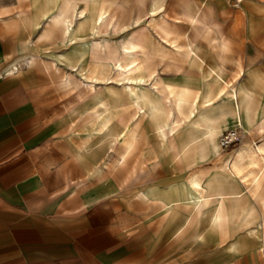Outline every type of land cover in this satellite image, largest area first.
Listing matches in <instances>:
<instances>
[{"label":"crops","instance_id":"crops-1","mask_svg":"<svg viewBox=\"0 0 264 264\" xmlns=\"http://www.w3.org/2000/svg\"><path fill=\"white\" fill-rule=\"evenodd\" d=\"M226 3L0 0V264H258L264 50L217 44Z\"/></svg>","mask_w":264,"mask_h":264},{"label":"rangeland","instance_id":"rangeland-1","mask_svg":"<svg viewBox=\"0 0 264 264\" xmlns=\"http://www.w3.org/2000/svg\"><path fill=\"white\" fill-rule=\"evenodd\" d=\"M18 1L26 2L28 4V7H30V5L33 3V0H18ZM226 1H227L226 3L227 7L224 9V12H222V15L228 17V21L229 22L232 21L236 29L237 28L238 30L241 29L244 33L243 34L244 37L243 39H239L237 35H234L233 39L226 38L225 40L224 39L221 40L220 38H217V44L222 46L240 45L243 47L244 50L248 49L250 60L256 63L257 49L260 47V49L264 50V44L260 45V43H262V37L260 38L259 36L262 33H264V0H226ZM17 8L20 9V11L24 10V8L22 7H17ZM172 10L173 8H169L167 12L166 11L164 12L165 14V16H163L164 19L170 20L171 18H175L174 14L172 13ZM203 13L206 15H212L211 9L209 11L206 10L205 7L203 8ZM260 19L261 21L263 19L262 21L263 23L258 22L260 21ZM206 20H208V18H206ZM217 35L219 36L220 33H217ZM262 193L264 194V188ZM247 228H249L247 231L249 236L248 249L252 250L250 253L256 256L255 260H257L258 264H264V247H261L262 239L264 235V226H248Z\"/></svg>","mask_w":264,"mask_h":264},{"label":"built area","instance_id":"built-area-1","mask_svg":"<svg viewBox=\"0 0 264 264\" xmlns=\"http://www.w3.org/2000/svg\"><path fill=\"white\" fill-rule=\"evenodd\" d=\"M243 137L239 128L226 130L219 135L218 144L221 150H227L240 143Z\"/></svg>","mask_w":264,"mask_h":264},{"label":"bare ground","instance_id":"bare-ground-1","mask_svg":"<svg viewBox=\"0 0 264 264\" xmlns=\"http://www.w3.org/2000/svg\"><path fill=\"white\" fill-rule=\"evenodd\" d=\"M237 126H238L239 128H241L240 125H237ZM252 156H253V155H252ZM251 158H252V157H251ZM251 158H250V159H251ZM240 159H241V157H240ZM255 159H256V158H255ZM252 160H253V159H252ZM256 162H257V161H256ZM253 163H254V162H253ZM249 165H250V163H249ZM236 166H237V165H236ZM236 166H235V167H236ZM236 169H237V168H236ZM238 170H239V169H238ZM256 184H257V183H256ZM263 239H264V237H263Z\"/></svg>","mask_w":264,"mask_h":264}]
</instances>
